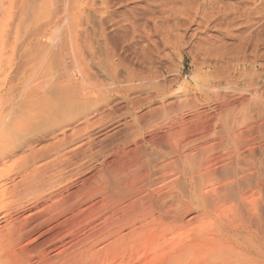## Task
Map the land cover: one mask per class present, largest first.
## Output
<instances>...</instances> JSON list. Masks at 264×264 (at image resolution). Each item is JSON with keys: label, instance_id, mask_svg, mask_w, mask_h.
<instances>
[{"label": "bare ground", "instance_id": "1", "mask_svg": "<svg viewBox=\"0 0 264 264\" xmlns=\"http://www.w3.org/2000/svg\"><path fill=\"white\" fill-rule=\"evenodd\" d=\"M15 1L20 6L12 13ZM92 13V0H0V75L4 73L1 51L10 43L12 22L17 23L14 30L21 26L23 29L17 56L21 65L14 70L15 65L10 63L7 90L1 93H8L10 105L15 106L12 110L17 118H25L23 123L37 117L52 125L51 130L24 142H8L6 134L10 128L5 131L6 140L0 134V178L10 179L11 168L17 163H8L22 150L24 156L16 166L15 178L10 179L9 192L21 187L22 197H37L44 203L25 207L20 221L23 224L19 226L17 222L7 231L12 236L11 249L6 255L0 254V264H189L187 259L192 255L197 264H264L261 184L257 193L253 191L260 180L251 188L252 171L245 175L242 170L236 172L237 166L235 172L229 173L231 176H226L230 157L240 158V145L234 142L235 129L224 127L219 132V142L208 143V135L195 138L190 136L194 133H188L189 137L182 135L183 130L177 133L175 119L163 112L169 109L167 106L133 117L135 109L165 97L168 89L163 74L156 68L132 64L119 55L117 42L107 31L100 13L98 38L103 44L101 47L95 43L94 47L95 40L87 29ZM3 16L5 19L1 20ZM89 65L105 74L111 85L118 84L122 89L108 99L107 91L102 90L99 100L95 96L97 101H93L89 87L96 83V76L90 74ZM18 74L23 76L22 83ZM137 91L144 96H133ZM99 101L110 113L118 115L117 119L123 115L133 117L130 124H119L128 131L108 144L109 148H116V155L122 154L117 156L119 159L116 157L119 163L107 169L94 167L85 172L86 178L77 190L66 191L59 199L52 195L45 198L44 192L66 183V176L89 169L91 160H86L83 153L91 151L95 142L89 138L81 142V138L103 128ZM162 118L163 123L159 121ZM11 121L4 126L12 124L9 127L13 128ZM145 131L155 138L142 140ZM199 141L204 143L198 144ZM143 145H148L150 151L143 150ZM216 146L229 149L233 156L224 158L220 152L212 155L213 151L210 154L209 150ZM110 150L105 147L108 154ZM234 161L231 163L235 167ZM54 164L59 171L56 168L51 172ZM217 164L221 170L226 169L221 173H225V178L217 176L213 168ZM231 165L227 166L228 171ZM246 165L243 166L247 168ZM4 181L0 179L3 197ZM58 200L64 203L56 206ZM188 215L191 216L184 221ZM60 217L63 219L58 221ZM71 224L77 229L87 228L82 239L77 240L75 231L67 227ZM77 246L79 249H75Z\"/></svg>", "mask_w": 264, "mask_h": 264}, {"label": "rangeland", "instance_id": "2", "mask_svg": "<svg viewBox=\"0 0 264 264\" xmlns=\"http://www.w3.org/2000/svg\"><path fill=\"white\" fill-rule=\"evenodd\" d=\"M92 1L95 4V13L94 15L92 13V22L90 26H87V29L95 40L93 46L96 47L95 43H98L102 47L103 44L102 40L98 38L100 13V18L107 24V31H110L111 36L117 42L118 50H120V52L118 51L119 55L128 59L132 64L136 63L149 69L156 68L163 74L162 78L168 89L165 97L153 100L151 103L145 104L134 111L130 110L132 111V116L143 115L151 110H158L167 106L169 109L167 108L163 112L167 116L172 115L175 119L174 127L178 126L175 128L176 131L178 130L177 133L181 134L182 131L180 130H183L182 135L188 137V133H194L190 136L195 138H199L198 135L200 137L208 135V143H218L220 140L219 132L224 127L235 129L237 137L234 139V142L240 145L238 152V155H240L238 158H240L235 160L233 157H230L231 161L235 160L238 164L235 163L234 167V163L232 164L230 160L227 161L230 162L228 165L232 164L231 167H233L229 166V172L228 165L226 166V173H228L226 176H231L237 167L236 172L242 170L245 175H249L251 172L248 173V171H252L255 177L252 173L251 175L256 181L253 177L251 178L254 181L251 182V188H254L255 182L261 181L255 185L257 187L253 191L257 193L258 184H261L259 192L261 191L262 193L264 205V0H106V3H102L103 0ZM13 4L12 13L17 11V8L20 6L18 1H15ZM4 19L5 17L3 16L1 20ZM12 23L14 28L12 27L11 38H9L10 43L4 46L3 51H1L4 61V73L0 75V93L2 90H7L8 76L6 75L10 63L13 64V67L15 65L14 70L17 69L16 66L20 67L21 65V61L20 59L18 60L17 56L20 51L21 41L19 39L22 36L23 29L21 26V29L19 27L17 30H14L17 25L16 20ZM5 28L6 30L8 29L7 27ZM87 63L90 64L88 61ZM89 68L90 74L93 77L96 76V83L92 82L91 88L89 87V91H92L91 96L93 101L99 100L100 93L104 91H107L106 93L108 94L105 95L107 96L105 99H108V96L114 95L117 89H122L118 84L116 86L111 85L105 74L100 73L96 68L91 65H89ZM17 76L19 82L22 83L23 76L21 77L19 74ZM92 87L96 88L93 89ZM140 92L134 93L133 96H144ZM0 95L1 100H3L0 102V129L2 130H0V134L2 135V139L6 140L7 136L4 135L6 134L5 131H9V128L10 131L6 134L8 135V142H12L13 140H17L18 142L28 141L35 134L40 136L43 131L46 132L52 129L50 122H47L43 118H29L28 122L23 123L22 119L24 120L25 118H17L16 111L12 110L15 106H11L8 100L9 96L8 98L6 97L8 93L5 92L4 94L3 92ZM2 96H5V99ZM114 101H111L112 103L108 106H111ZM101 102L99 101V104ZM101 104L99 109L103 113L101 115L103 123L101 124H103L102 127L104 129L100 128L102 129L101 133H87L81 138L82 141L80 140L83 142L89 138L94 139L93 141L95 142L91 151L87 149L83 153L86 160H91L87 166L89 169L66 176V183L55 185V189L52 187V190L49 188V191L47 189L44 192L45 194L43 193L46 195L45 198L48 195H52V198L57 197L59 199L60 195H66V191L77 190L86 178V173L94 169V167L107 169L113 166L112 164L115 166L119 163L118 159L122 154L118 152L116 155V148H109V143L112 140H118V138H121L128 131L127 127L119 124L125 122L130 124L133 117L123 115L118 120L116 118L118 115L110 113L109 110H106L104 103ZM23 110L21 108V111ZM156 115L154 114L153 116ZM153 116H146L145 120ZM114 117L116 121L109 122V119ZM163 119L159 121L164 122ZM10 120H12L11 123L14 121L15 128L9 127L13 126L12 124H9L8 128L6 127V124ZM115 127L116 129L110 131ZM143 134L145 135H143L144 139L142 137L141 139L144 141L146 139L150 141L153 137L155 138V135L150 132L147 133L145 131ZM203 143L198 142V144ZM105 147L108 152L110 149L112 151L110 150L111 152L108 154L105 151ZM141 148L147 152L150 151L148 145H143ZM221 148L222 146H216V149L209 150L210 152L213 151V154L212 152L209 153L215 155L220 152L221 155H225L224 158L228 157L229 154L233 156L231 152L227 151L229 149L226 150L225 147ZM23 150H26L25 147ZM21 151L11 161L9 160V165L17 163V165L15 164L11 168L10 179L14 177V173L24 156V153ZM98 152H103V154ZM222 152L224 153L222 154ZM119 154L120 156L117 157ZM244 155L245 158L242 157ZM112 161L115 162L112 163ZM116 161L118 162L116 163ZM227 162L225 163L227 164ZM54 165L50 167L51 169L55 168L51 172L56 171L57 164ZM219 165L217 164L213 168L216 174L218 173L217 176L224 177L225 173L223 176H221V173L226 169L221 170L222 167L219 168ZM243 165H246L247 168ZM59 170L57 168V171ZM229 173L231 174L229 175ZM0 179L5 180L4 182L6 183V195L5 197L0 196V234L3 236L2 240H0V254L3 256V254H8L11 249H9V246L12 242V236L8 235V230L14 225L17 226V222H19V226L23 224L20 221H22V217L26 213L25 209H29L32 206H40L44 203L41 199H37V197H22L21 187L17 188L15 192L13 190L9 192L12 184L10 179L7 180L4 177ZM49 192L50 194H48ZM8 194L11 195L9 196ZM58 202L56 206L64 203L61 200H58ZM3 213L5 214L4 219L1 218L4 215ZM190 216H185L184 221L188 220ZM60 218L58 221L63 219V217ZM191 225L194 226V223H191ZM75 226V224H71V226L67 227L73 229L76 239L80 240L87 232V228L83 230L82 228L77 229ZM77 248L79 249V246L75 249ZM52 254L54 253H50V256ZM193 256L188 257L187 261H189V264H197L194 261L196 257L194 256V258Z\"/></svg>", "mask_w": 264, "mask_h": 264}]
</instances>
